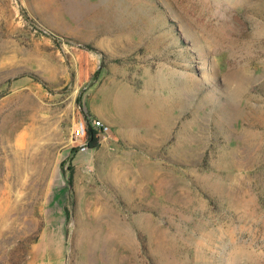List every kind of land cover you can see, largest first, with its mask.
<instances>
[{
    "label": "rangeland",
    "instance_id": "obj_1",
    "mask_svg": "<svg viewBox=\"0 0 264 264\" xmlns=\"http://www.w3.org/2000/svg\"><path fill=\"white\" fill-rule=\"evenodd\" d=\"M0 264H264V0H0Z\"/></svg>",
    "mask_w": 264,
    "mask_h": 264
},
{
    "label": "built area",
    "instance_id": "obj_2",
    "mask_svg": "<svg viewBox=\"0 0 264 264\" xmlns=\"http://www.w3.org/2000/svg\"><path fill=\"white\" fill-rule=\"evenodd\" d=\"M111 127L103 119L88 117L78 119L73 126L70 138L71 150L76 153H86L94 150L92 143L95 139L98 146L109 135Z\"/></svg>",
    "mask_w": 264,
    "mask_h": 264
},
{
    "label": "trees",
    "instance_id": "obj_3",
    "mask_svg": "<svg viewBox=\"0 0 264 264\" xmlns=\"http://www.w3.org/2000/svg\"><path fill=\"white\" fill-rule=\"evenodd\" d=\"M98 147V145H97V143H96V141H95V139H94V141H93V143H92V148L93 149H96Z\"/></svg>",
    "mask_w": 264,
    "mask_h": 264
},
{
    "label": "bare ground",
    "instance_id": "obj_4",
    "mask_svg": "<svg viewBox=\"0 0 264 264\" xmlns=\"http://www.w3.org/2000/svg\"><path fill=\"white\" fill-rule=\"evenodd\" d=\"M106 101V100H105ZM99 219L101 218V216L98 217Z\"/></svg>",
    "mask_w": 264,
    "mask_h": 264
},
{
    "label": "crops",
    "instance_id": "obj_5",
    "mask_svg": "<svg viewBox=\"0 0 264 264\" xmlns=\"http://www.w3.org/2000/svg\"><path fill=\"white\" fill-rule=\"evenodd\" d=\"M100 116H102V115H100ZM99 118V117H98Z\"/></svg>",
    "mask_w": 264,
    "mask_h": 264
}]
</instances>
